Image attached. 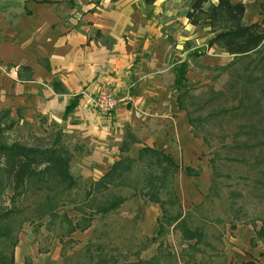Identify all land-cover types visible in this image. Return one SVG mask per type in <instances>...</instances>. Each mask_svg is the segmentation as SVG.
Here are the masks:
<instances>
[{"label":"crops","instance_id":"crops-1","mask_svg":"<svg viewBox=\"0 0 264 264\" xmlns=\"http://www.w3.org/2000/svg\"><path fill=\"white\" fill-rule=\"evenodd\" d=\"M72 1L0 0V111L10 109L18 123L58 124L74 152L72 173L89 184L144 145L197 164L205 146L178 106L177 66L187 62L190 87L233 55L208 46L210 27L189 22L188 0ZM243 2L246 21L261 22L264 0ZM110 89L133 100L100 111L95 98ZM127 129L140 140L128 152L121 150Z\"/></svg>","mask_w":264,"mask_h":264},{"label":"rangeland","instance_id":"rangeland-1","mask_svg":"<svg viewBox=\"0 0 264 264\" xmlns=\"http://www.w3.org/2000/svg\"><path fill=\"white\" fill-rule=\"evenodd\" d=\"M253 12L250 5L249 13L253 15ZM214 55L219 56V53L214 52ZM217 73L219 76L213 79ZM204 74L208 76L206 79L190 86L197 101L194 105L189 102V107L197 120L206 119L204 128H198V123L196 130L200 136L208 137L210 146L199 137L205 149L199 162L190 165L201 168L200 176L188 177L183 169L187 162L178 158L183 168L175 178L182 215L191 210V225L205 232V240L199 244L202 251L194 253L189 244L195 240L183 239L181 228L174 225L158 236V220L163 216L158 202L149 200L133 187H113V191L126 196V201L116 211L96 214L92 226L84 231L76 230L61 239L60 234L65 229L59 221L50 225L51 217L25 223L15 248L17 264H92L87 244L92 247L94 264H241L246 260L264 264V239L257 233L264 227V79L250 83L243 90L241 84L249 71H242L239 77L234 75L238 81L235 88L213 99L211 90H224L232 76L214 69ZM191 75L198 78L197 74ZM258 76L256 72L251 78L255 80ZM242 99L246 115L241 113L238 117L233 111L216 116L217 110L232 109ZM57 128H60L58 124L46 121L35 126L32 122L20 121L7 129L6 134L10 141L46 145ZM216 150L220 164L218 187L206 197L212 173L209 159ZM131 154L137 156L138 153L132 151ZM76 176L84 180L82 175ZM176 209L177 206L171 208ZM59 212L73 218L81 215L71 204L61 206ZM155 237L158 240H154ZM254 238L253 245L251 239ZM155 256L157 259L150 263Z\"/></svg>","mask_w":264,"mask_h":264},{"label":"trees","instance_id":"trees-1","mask_svg":"<svg viewBox=\"0 0 264 264\" xmlns=\"http://www.w3.org/2000/svg\"><path fill=\"white\" fill-rule=\"evenodd\" d=\"M143 1L151 6L156 0ZM68 2L74 5L72 0ZM187 7L185 15L191 24H205L210 27L209 32L213 36L208 46L216 45L233 55L227 64L212 68L220 73L229 72L232 77L224 90L212 89L211 98L225 96L227 90L235 88L238 81L234 79V75L239 77L242 71H249L241 84L243 90L247 89L250 83L260 78L264 79V18L261 22H247L243 0H188ZM187 71L186 61L177 66L175 78L177 102L180 109L187 112L194 135L202 137L196 128L198 123H200L198 128H204L206 119L197 120L189 107V102L194 105L197 97L191 93V87L187 85ZM255 71L259 76L254 80L251 76L256 73ZM218 76L217 73L213 79ZM52 83L56 91L65 90L62 83L56 79ZM236 95L237 93L234 94ZM77 103L78 97L70 101L66 106L65 116L73 111ZM233 111L238 117L241 113L246 115L243 99L239 104L233 105L232 109L217 110L216 116H225ZM17 123L10 109L0 111V264H17L15 248L19 242V234L27 222L43 221L51 217L50 225L59 221L65 229L60 234L63 239L65 235L70 236L76 230L84 231L91 227L96 214L116 211L126 201V196L113 191V187H133L149 200L158 202L163 211V216L158 220L160 227L158 236L174 225L181 228L183 239L188 242L195 240L189 244L194 253L202 251L199 244H203L205 232L200 227L191 225V210L182 215L181 202L175 189V178L183 167L170 154L144 145L139 149L137 156L126 154L116 160L99 179L88 184L71 171L74 152L64 140L61 128H57L48 144H29L16 139L10 141L7 137V129H12ZM254 126L255 124L251 127ZM202 138L210 146L208 137L203 135ZM139 141V138L127 129L121 150L128 152L131 146ZM218 157L219 151L216 150L209 159L212 173L210 192L206 197H210L213 190L218 187L220 174ZM183 169L188 176L201 174V168L191 165ZM68 204L73 205L81 215L73 218L65 212H59L61 206ZM173 206H177L175 211L171 210ZM257 233L264 239V227ZM154 240H158V237ZM252 243L255 244V238L251 239ZM85 247L89 252L90 262L94 264L92 247L90 244ZM154 259H157V256L149 262ZM241 264L259 263L256 260H246Z\"/></svg>","mask_w":264,"mask_h":264},{"label":"built area","instance_id":"built-area-1","mask_svg":"<svg viewBox=\"0 0 264 264\" xmlns=\"http://www.w3.org/2000/svg\"><path fill=\"white\" fill-rule=\"evenodd\" d=\"M133 100V96L129 91L120 92L115 89L101 91L95 98L96 106L104 111L111 112L120 104Z\"/></svg>","mask_w":264,"mask_h":264}]
</instances>
